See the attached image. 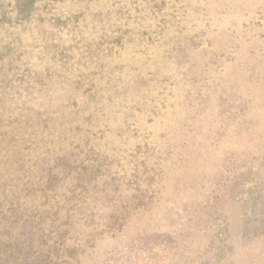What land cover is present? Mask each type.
Returning <instances> with one entry per match:
<instances>
[{
    "label": "rangeland",
    "instance_id": "obj_1",
    "mask_svg": "<svg viewBox=\"0 0 264 264\" xmlns=\"http://www.w3.org/2000/svg\"><path fill=\"white\" fill-rule=\"evenodd\" d=\"M0 264H264V0H0Z\"/></svg>",
    "mask_w": 264,
    "mask_h": 264
}]
</instances>
